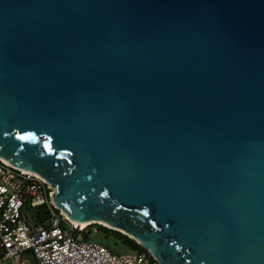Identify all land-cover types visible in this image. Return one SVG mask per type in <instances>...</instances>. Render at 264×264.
<instances>
[{"label": "water", "instance_id": "water-1", "mask_svg": "<svg viewBox=\"0 0 264 264\" xmlns=\"http://www.w3.org/2000/svg\"><path fill=\"white\" fill-rule=\"evenodd\" d=\"M0 158L157 264H264V0H0Z\"/></svg>", "mask_w": 264, "mask_h": 264}, {"label": "built area", "instance_id": "built-area-1", "mask_svg": "<svg viewBox=\"0 0 264 264\" xmlns=\"http://www.w3.org/2000/svg\"><path fill=\"white\" fill-rule=\"evenodd\" d=\"M52 193L48 183L0 158V264L151 263L146 253L115 254L89 241L86 228L51 207ZM41 203L49 216L36 223L27 207Z\"/></svg>", "mask_w": 264, "mask_h": 264}, {"label": "trees", "instance_id": "trees-1", "mask_svg": "<svg viewBox=\"0 0 264 264\" xmlns=\"http://www.w3.org/2000/svg\"><path fill=\"white\" fill-rule=\"evenodd\" d=\"M32 207H34V206H32ZM56 212H58V211H56ZM48 216H49V211H48L46 205H44L42 203L35 205V209L32 212V217L36 223H41ZM90 226H94L99 233L104 235L105 238H108V237L112 238L116 243L122 245L124 248H126L130 252L146 253L148 255L150 262L155 263L153 258L149 255V253L146 250H144L139 244H137L134 240L128 238L127 236H125L119 232H116V231L107 229L105 227H102L100 225H90ZM107 249L110 250L112 253L115 252L114 247L107 246Z\"/></svg>", "mask_w": 264, "mask_h": 264}, {"label": "rangeland", "instance_id": "rangeland-1", "mask_svg": "<svg viewBox=\"0 0 264 264\" xmlns=\"http://www.w3.org/2000/svg\"><path fill=\"white\" fill-rule=\"evenodd\" d=\"M50 202L52 203L51 198H50ZM51 207L55 211H58V213L61 212L59 210H56L53 205ZM34 209H35V206L34 207H30V206L27 207V211L29 212V214H32ZM85 233H86L89 241L97 242V243L101 244L102 246H104L105 248H107V246L114 247L115 248V252H114L115 254H124V253L130 252L126 248H124L122 245L116 243L112 238H109V237L105 238L104 235L99 233L94 226H88L85 229Z\"/></svg>", "mask_w": 264, "mask_h": 264}, {"label": "bare ground", "instance_id": "bare-ground-1", "mask_svg": "<svg viewBox=\"0 0 264 264\" xmlns=\"http://www.w3.org/2000/svg\"><path fill=\"white\" fill-rule=\"evenodd\" d=\"M2 159V158H1ZM4 162H6V163H8L6 160H4V159H2ZM20 169V168H19ZM20 170H22V171H24V172H27V173H30V174H32V175H34L35 177H37L38 179H41L42 181H44V182H46L44 179H42L38 174H36L35 172H30V171H28V170H24V169H20ZM47 183V182H46ZM52 190H53V188H52ZM53 193H54V191H53ZM52 193V194H53ZM61 211V210H60ZM61 213L72 223V224H74V225H76V226H78V227H80V228H82V229H85V228H87L88 226H90L91 224H92V222H83V223H77V222H75V221H72V220H70L68 217H67V215L63 212V211H61ZM100 225H103L102 223H99Z\"/></svg>", "mask_w": 264, "mask_h": 264}]
</instances>
